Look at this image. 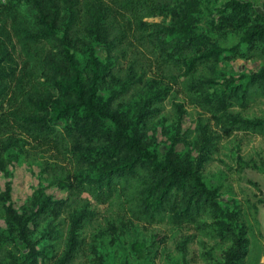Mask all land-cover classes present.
<instances>
[{"label":"trees","instance_id":"1","mask_svg":"<svg viewBox=\"0 0 264 264\" xmlns=\"http://www.w3.org/2000/svg\"><path fill=\"white\" fill-rule=\"evenodd\" d=\"M85 1L88 8L81 0H7L0 6L22 3L35 11L34 23L13 14L10 23L23 67L18 71L0 50V170L10 147L27 145L26 156L39 158L44 172L63 176L68 191L56 199L34 190L20 211L11 202L10 184L0 191L7 233L28 249L23 264H38L41 256L30 233L68 212L65 250L56 264L72 262L82 242L78 230L89 219L74 216L72 207L89 199L131 220L193 225L227 245L222 264H264L259 228L247 220L234 226V212L221 206L216 189L202 178L212 152L190 158L172 143L160 155L140 131L154 113L133 114L125 107L141 90L134 84L152 71L178 86L227 134L264 135V113L243 117L230 111L264 99V66L211 90L222 59L246 54L264 60L262 15L245 0H225L219 8L211 0ZM202 14L212 15L215 26L240 29L239 41L219 46L197 28ZM156 15L168 22L147 20ZM88 39L102 44L104 57L91 51L81 65L75 54ZM34 71L40 77L31 81Z\"/></svg>","mask_w":264,"mask_h":264},{"label":"rangeland","instance_id":"2","mask_svg":"<svg viewBox=\"0 0 264 264\" xmlns=\"http://www.w3.org/2000/svg\"><path fill=\"white\" fill-rule=\"evenodd\" d=\"M6 1L0 2V6ZM224 1L211 0L218 8ZM245 1L264 18V0ZM81 4L89 7L88 1L81 0ZM12 14L34 23L35 11L22 3L17 6L7 3L0 7V50L7 53L8 62L19 71L23 67L24 54L11 33ZM147 20L167 23L168 17L156 15ZM215 23L212 15L202 14L197 28L221 47H231L239 41L240 29L221 28ZM58 32L61 34V30ZM241 50L245 51V47L241 46ZM91 51L100 58L104 57L102 44L88 39L75 54L81 65ZM262 66L264 60L246 54L222 59L217 64L211 90L218 89L225 78L238 77ZM32 73L31 81L40 77V72ZM134 85L135 89L141 90L125 107L133 114L139 110L154 113L147 124L140 125L149 144L160 155L172 143H176L175 149L180 155L190 158L212 152L201 168L203 180L208 187L216 189L221 206L234 212V226L251 221L259 228L264 243V135L239 130L227 134L213 116L189 102L178 86L152 71ZM100 93L107 96L104 90ZM230 111L243 117L259 116L264 113V99L258 98L245 108L233 107ZM26 146L8 149L5 168L0 170V191L4 190L6 183L10 184L11 202L17 211L37 189L56 199H65L68 191L63 184L64 177L44 172L39 158L26 156ZM71 213L74 216L84 214L89 219L78 230L82 242L78 255L69 264H222L224 261L227 245L209 238L190 224L172 226L131 220L93 199L76 203ZM69 217L70 212L63 213L60 219L30 233L35 249L41 251L38 264H56L63 255L66 241L63 228L70 221ZM230 221L225 220L227 224ZM7 232L0 209V264H23L28 249Z\"/></svg>","mask_w":264,"mask_h":264},{"label":"built area","instance_id":"3","mask_svg":"<svg viewBox=\"0 0 264 264\" xmlns=\"http://www.w3.org/2000/svg\"><path fill=\"white\" fill-rule=\"evenodd\" d=\"M2 1L4 2L5 0H0V2H2Z\"/></svg>","mask_w":264,"mask_h":264}]
</instances>
